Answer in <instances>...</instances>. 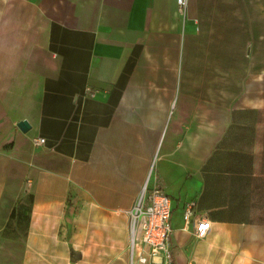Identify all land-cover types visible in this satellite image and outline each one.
I'll return each instance as SVG.
<instances>
[{"label":"crops","instance_id":"0c3cea01","mask_svg":"<svg viewBox=\"0 0 264 264\" xmlns=\"http://www.w3.org/2000/svg\"><path fill=\"white\" fill-rule=\"evenodd\" d=\"M262 10L0 0V232L28 217L23 264H264ZM144 187L172 200L157 263L130 261Z\"/></svg>","mask_w":264,"mask_h":264},{"label":"built area","instance_id":"2783aa9c","mask_svg":"<svg viewBox=\"0 0 264 264\" xmlns=\"http://www.w3.org/2000/svg\"><path fill=\"white\" fill-rule=\"evenodd\" d=\"M181 14H185L187 0H175ZM90 95V89H88ZM34 145L44 142L43 137H32ZM195 201L184 205L183 220L185 224L193 222L194 235L204 237L209 229V221L202 217L193 218ZM132 221L130 245V261L145 263L148 259L155 261V257L170 259L169 241L172 233L171 214L172 200L160 187L143 188L136 203L130 210ZM134 215V217H133ZM131 229V228H130Z\"/></svg>","mask_w":264,"mask_h":264},{"label":"rangeland","instance_id":"374dc122","mask_svg":"<svg viewBox=\"0 0 264 264\" xmlns=\"http://www.w3.org/2000/svg\"><path fill=\"white\" fill-rule=\"evenodd\" d=\"M264 11V10H262ZM131 221L132 216L129 213L128 229L131 238ZM25 221H19L17 228L9 225L0 232V264H23V242L13 240L12 236L24 235ZM21 240V239H19ZM130 248V247H129Z\"/></svg>","mask_w":264,"mask_h":264},{"label":"water","instance_id":"95a60500","mask_svg":"<svg viewBox=\"0 0 264 264\" xmlns=\"http://www.w3.org/2000/svg\"><path fill=\"white\" fill-rule=\"evenodd\" d=\"M17 126L22 130L26 131L29 128V123L26 119H21L17 122ZM72 260H75L77 258V252L73 251L71 253Z\"/></svg>","mask_w":264,"mask_h":264},{"label":"trees","instance_id":"16d2710c","mask_svg":"<svg viewBox=\"0 0 264 264\" xmlns=\"http://www.w3.org/2000/svg\"><path fill=\"white\" fill-rule=\"evenodd\" d=\"M13 210L11 211V214H10V217H12V214H13ZM26 219H28V217H25V215H23L22 217H21V220L20 221H22V220H26ZM17 220V219H16ZM19 220V219H18Z\"/></svg>","mask_w":264,"mask_h":264},{"label":"bare ground","instance_id":"6f19581e","mask_svg":"<svg viewBox=\"0 0 264 264\" xmlns=\"http://www.w3.org/2000/svg\"><path fill=\"white\" fill-rule=\"evenodd\" d=\"M133 217H134V215H133ZM133 232V228H131V233Z\"/></svg>","mask_w":264,"mask_h":264}]
</instances>
